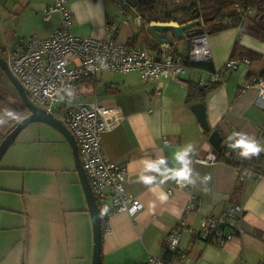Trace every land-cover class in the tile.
Instances as JSON below:
<instances>
[{"label": "crops", "instance_id": "obj_1", "mask_svg": "<svg viewBox=\"0 0 264 264\" xmlns=\"http://www.w3.org/2000/svg\"><path fill=\"white\" fill-rule=\"evenodd\" d=\"M54 1L47 0L41 3L43 15L44 9ZM124 1L132 3V7L127 8L126 15L120 12V4ZM135 1L67 0V6L73 13L72 32L81 37L104 38L107 36L108 22L114 21L119 26L115 36L118 42L147 49L152 53L171 49L184 51L185 54L186 40L180 39L172 30L165 31V34L174 40L171 45L161 43L147 30L151 23H179L161 21L144 23L138 16ZM53 20L54 14L49 22ZM59 23L51 25L47 36L59 26ZM209 39L212 59L190 64L188 71L176 78L167 76L148 82L142 79L138 71H129L120 72L125 76L116 80V83L104 82L102 77H98L99 74L114 71L103 70L91 79L89 85L84 86L83 82H80L79 89L75 91L78 93L75 96L89 98L81 101H96L123 111L125 115L123 122L115 129L102 134L101 147L108 160L128 169L126 188L143 204V208L135 215L116 212L103 222L101 264H152L148 260L150 256L170 260L173 252L168 236L180 222L186 221L189 227L198 231L206 217L220 215L227 205L237 204L244 207L241 221L243 235L237 233L232 239L219 245L207 243L196 238L192 232L185 231L180 248L187 250V255L176 260L174 264H264V176L251 173L244 182H237L236 168L233 166L218 159L214 163L197 162L193 156L191 165L193 169L201 175L211 174L212 179L207 185V192L202 190L203 186L199 183L195 187L192 185L181 187L170 180L163 185L154 184L150 188L138 182L144 160L163 156L171 165L174 152L189 143L194 145L195 152L203 158H208L211 150L214 151L209 141L210 132H207L192 109L197 102L205 103L208 124L211 131L216 128L221 131L222 145L233 131H242L255 138L264 122V108L256 102L257 89L250 88L244 93L240 92L249 76L264 74V41L246 34L238 27L209 32ZM238 40L240 44L256 50L260 55L257 59L250 60L249 64H241L234 69L226 68L225 64L233 57L232 52ZM139 42H143L144 45ZM241 66L244 67L240 69ZM216 72L221 74L224 82L220 81L203 101L189 95L188 80L206 84ZM132 73L135 75H130ZM101 89L105 95L103 101L99 100ZM12 103V108L14 106L19 108L21 105L25 107L18 92L15 102ZM2 111L1 118L10 112ZM52 112L60 117L59 112L56 113L54 110ZM5 124L7 121L3 123ZM57 132L59 136L52 142L68 145L72 151L68 161H56L59 174L66 177L60 180L57 176L56 183L60 190L67 186V191H61L60 194L69 193L72 196L68 205L72 209L69 210L70 217L63 220L62 224L54 226L62 237L53 246L55 251L52 250V245H49L48 253L50 256V252L54 251L53 257L60 258L63 264H72L75 256L81 259V264H92L94 233L89 206L72 147L63 134L58 130ZM4 137V129L0 127V143ZM261 144L264 145V140ZM53 190L56 191L55 186ZM160 192L168 196L166 201L158 199ZM79 195L81 197L76 203ZM192 197L198 200L197 208L186 213V205ZM107 201L110 202L109 199ZM80 227H84V230ZM78 230L80 233H77ZM49 231L50 235H53L50 228ZM49 256L45 257L46 261ZM42 257L43 254L36 252V258ZM57 260L55 259V263L52 264H58L60 260ZM40 263L41 261L37 262Z\"/></svg>", "mask_w": 264, "mask_h": 264}, {"label": "built area", "instance_id": "obj_2", "mask_svg": "<svg viewBox=\"0 0 264 264\" xmlns=\"http://www.w3.org/2000/svg\"><path fill=\"white\" fill-rule=\"evenodd\" d=\"M128 7H132L131 1L122 2L120 12L126 15ZM236 9L243 17L255 14L251 7L244 8L241 3L236 4ZM55 12L61 14V26L52 30L46 38L32 36L14 40L8 49L6 61L24 85L31 100L49 111L57 108L59 118L73 133L99 210L105 205L110 209L102 219L108 220L116 212L135 215L143 208V204L126 188L128 169L108 160L101 147L102 134L115 129L123 122V111L96 101H78L67 96L64 89L77 82L94 79L103 70L138 71L142 79L148 82L167 76L176 78L188 71L190 64L212 59L209 30L200 17L204 30L192 36L188 56H185L184 51L168 48L170 51L152 53L147 49L118 42L115 36L119 26L114 21L108 22V32L104 38L76 35L71 29L73 13L67 6V0H55L48 5L44 9V21L49 22ZM138 16L142 18L140 14ZM249 63L248 57H232L227 60L225 67L234 69ZM211 81L224 82V79L216 72ZM250 88L257 89L256 102L264 108V75L249 76L240 92L244 93ZM258 130L255 139L261 143L264 140V122ZM211 153L215 154L214 158L210 154L208 158H203L195 152V160L214 163L218 154L213 150ZM253 158L254 156L245 159L244 164L236 169L237 182H244L252 173L250 163ZM197 205L198 200L192 197L186 205V213L195 210ZM243 214L242 205H227L220 215L206 217L198 231L189 227L186 221H182L168 236L173 252L170 260H161L154 256H150L148 260L152 264H174L176 260L184 258L187 250L180 248V241L185 231L192 232L196 238L207 243L223 245L235 234L243 235Z\"/></svg>", "mask_w": 264, "mask_h": 264}, {"label": "rangeland", "instance_id": "obj_3", "mask_svg": "<svg viewBox=\"0 0 264 264\" xmlns=\"http://www.w3.org/2000/svg\"><path fill=\"white\" fill-rule=\"evenodd\" d=\"M43 1L47 2V0H0L1 58L7 59L8 49L14 40L35 35L46 37L52 24L60 22L58 27L61 26L60 12L54 13L52 22L44 21L41 10ZM250 16L253 19L254 15ZM248 17L246 19L243 17L245 26L251 21L249 20L251 17ZM139 44L144 45L143 42ZM243 67L241 66L240 69ZM124 76L123 73L114 71L100 73L98 77H102L104 82L116 83V80ZM99 91V100L103 101L105 95L102 89ZM17 92L16 87L0 67V108L2 112L13 110L11 117H6L5 114L6 118H1L0 114V119L7 121L5 125L0 124L5 135L11 125H15L23 118L21 116L24 112L28 114L23 105L12 108ZM75 98L78 101L89 99L87 96H75ZM111 98L113 97H108ZM36 104L39 105L38 102ZM54 111L57 113L58 109ZM57 133L56 128L46 123H30L18 134L0 161L2 167L0 168V264H37L38 261H41L40 264H52L55 263V259L60 260L53 257L55 251L53 246L62 237L54 226L62 224L63 220L71 216L69 210L72 208L68 205L72 196L69 193L60 194L61 191H67V186L64 185L66 188L60 190L56 183L57 176L60 180L66 177L59 174L56 161H68L72 151L68 145L52 142L58 138ZM54 186L56 191L53 190ZM80 197L81 195L76 199V203ZM49 228L53 235H50ZM80 229L84 230V227ZM77 233L80 231L78 230ZM49 245H52L54 250L50 252V256ZM36 252L43 254V257L36 258ZM46 256H49L48 261ZM73 259L72 264H81L79 257L75 256ZM58 264H63V261H58Z\"/></svg>", "mask_w": 264, "mask_h": 264}, {"label": "trees", "instance_id": "obj_4", "mask_svg": "<svg viewBox=\"0 0 264 264\" xmlns=\"http://www.w3.org/2000/svg\"><path fill=\"white\" fill-rule=\"evenodd\" d=\"M237 3H241L244 8L251 7L255 12L253 19L251 16H249L251 18L248 17L251 21L246 26L243 23V19H246V17L243 18L242 14L236 9ZM135 5L144 23L176 21L179 24H184L193 20L196 14H199L198 17L204 20L209 32L238 27L246 34L264 41V0H136ZM155 45L159 46L158 44ZM232 54L233 57H250V60L257 59L260 55L256 50L246 48L240 44L239 40L236 41ZM90 81L84 80L81 82H83L84 86L85 84L87 86ZM187 83L189 95L203 101L206 95L220 84V81H209L206 84H199L188 80ZM78 87H80V82L70 87L73 92L71 97H75L78 94L75 92L76 89H79ZM25 109L27 108L25 107ZM25 116L24 112L21 117ZM15 125L10 126L6 135ZM218 160L236 169L240 168L245 161V159L239 158L233 150L228 149L226 143L223 145L222 151L218 153ZM250 168L252 173L264 176V153L254 156L250 163ZM102 222H104L103 219Z\"/></svg>", "mask_w": 264, "mask_h": 264}, {"label": "water", "instance_id": "obj_5", "mask_svg": "<svg viewBox=\"0 0 264 264\" xmlns=\"http://www.w3.org/2000/svg\"><path fill=\"white\" fill-rule=\"evenodd\" d=\"M199 14H196L195 18L184 24H169V23H151L147 26V30L161 43L173 44L172 37L167 36L165 31L172 30L180 39L186 40L185 56L189 55L191 38L194 35L202 33L204 28L202 27V21ZM0 67L7 74L13 85L16 87L19 97L21 98L25 107L29 110V113L17 122L14 128L2 139L0 143V160L4 153L8 150L10 145L15 141L18 134L30 123L44 122L56 128L72 147L76 167L79 172L80 180L84 189L86 200L89 206L94 233V248L92 255V264H101L102 260V238H103V222L102 217L99 215V206L92 191L88 175L84 170L82 160L79 153L78 144L73 133L68 127L59 119L52 111H49L34 103L25 90L24 85L11 71L7 61L0 57ZM192 109L197 114L200 122L205 129L210 132L209 141L211 142L214 151L218 154L223 149L222 141L223 136L221 131L216 128L211 131V127L208 124L206 116V107L204 102H197L192 106ZM263 154V153H262Z\"/></svg>", "mask_w": 264, "mask_h": 264}, {"label": "clouds", "instance_id": "obj_6", "mask_svg": "<svg viewBox=\"0 0 264 264\" xmlns=\"http://www.w3.org/2000/svg\"><path fill=\"white\" fill-rule=\"evenodd\" d=\"M69 97L73 95L70 88L64 89ZM11 117L12 113H6ZM4 119H0V124L5 123ZM167 146V145H166ZM226 146L228 149L233 150L239 158L250 159L253 156H259L264 152V145H262L254 137L248 135L242 131H234L228 135ZM195 155V147L189 143L179 149H177L172 157V164H169V160L163 156L157 159H148L142 161L143 167L138 176V182L143 183L151 188L154 184L163 185L168 181H175L181 187L186 185H192L195 187L198 183L203 186L202 190L207 192V185L210 183L212 177L211 174L205 173L201 175L196 172L192 165V157ZM214 153H210V156L214 158ZM154 190V189H153ZM158 199L166 201L168 196L160 192ZM154 207V205H150ZM110 209L107 205L99 210V215L105 216ZM133 212L135 209L132 210Z\"/></svg>", "mask_w": 264, "mask_h": 264}]
</instances>
